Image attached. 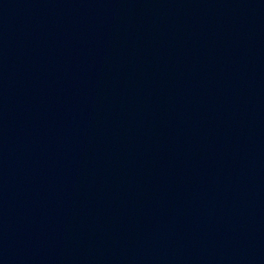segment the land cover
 Instances as JSON below:
<instances>
[{
  "label": "water",
  "instance_id": "95a60500",
  "mask_svg": "<svg viewBox=\"0 0 264 264\" xmlns=\"http://www.w3.org/2000/svg\"><path fill=\"white\" fill-rule=\"evenodd\" d=\"M264 216V0H0V229Z\"/></svg>",
  "mask_w": 264,
  "mask_h": 264
}]
</instances>
